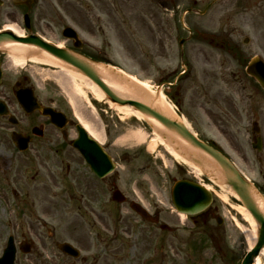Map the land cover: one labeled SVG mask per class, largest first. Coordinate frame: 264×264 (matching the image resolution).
<instances>
[{
  "label": "rangeland",
  "instance_id": "374dc122",
  "mask_svg": "<svg viewBox=\"0 0 264 264\" xmlns=\"http://www.w3.org/2000/svg\"><path fill=\"white\" fill-rule=\"evenodd\" d=\"M210 1L41 0L38 6L43 20L56 24L43 32L47 40L61 44V38L54 37L63 24L57 16L64 22L68 16L92 32L89 43L102 46L107 51L104 58L126 75L146 83L152 91L164 82L175 83L166 90L167 95L164 87L162 92L189 129L252 172L249 122L253 116L264 122V95L244 74L245 64L216 45L214 35H231L247 58L246 64L256 56L264 60V23L258 20L264 8L258 12L251 3L245 9L241 4L245 0H221L202 17L186 15L184 24L193 38L181 45L180 53L179 40L188 37L180 23L183 11L194 3L200 10ZM19 15L6 4L0 8V23L6 18L9 21L4 24L15 25L20 22ZM118 25L122 41L120 47L111 44V49L112 39L100 28L115 30ZM245 37L250 41L246 45ZM0 58L5 78L11 81L17 74L29 75L38 97L51 98L54 106L69 113L74 124L78 118L101 128L106 134L101 144L117 164L104 184L107 188L115 184L126 197L124 204H107L109 191L103 194L96 182L90 181L82 158L70 146L75 132L68 131L65 141L61 136L51 137L54 144L58 142V153L53 150L56 146L38 143L34 152L40 154V161L36 158L33 162L30 156L22 159L17 153L4 130L11 125L0 122V133L5 134L0 135V256L5 238L12 235L17 250L25 240L33 243L29 255L17 251L15 264H239L247 251L245 235L254 227L238 211V201L194 169L178 164L181 162L173 159L145 120L121 114L106 101L96 100L79 81L74 90L76 104L68 103V93L50 74L57 69L32 62L16 66L6 56ZM137 132L145 134L143 143L130 137ZM153 138L157 146L151 151ZM243 166L240 170L252 178ZM180 179L202 184L213 193L212 208H217L216 216L222 217L223 224L218 227L210 220L208 226L218 230L205 235L196 230L201 225L194 228L185 217L180 219L171 212L170 190ZM131 202L142 203L151 215L158 214V223L139 219L129 209ZM160 225L170 231H161ZM62 242L73 245L81 257L88 256L87 261L60 253L57 245ZM260 264H264L263 258Z\"/></svg>",
  "mask_w": 264,
  "mask_h": 264
},
{
  "label": "water",
  "instance_id": "95a60500",
  "mask_svg": "<svg viewBox=\"0 0 264 264\" xmlns=\"http://www.w3.org/2000/svg\"><path fill=\"white\" fill-rule=\"evenodd\" d=\"M6 43H19L37 48L39 53L44 52L65 67L87 77L110 102L118 106H129L141 114L144 119L152 120L159 124L160 131L158 133L162 139L168 142L184 159L201 168L219 183L229 187L238 196L243 207L251 214L258 225L257 243L254 249L244 257L241 264H253L260 250L264 249V211L257 203L260 197L254 188L239 176L226 158L211 147L198 141L186 129L184 124L163 106L158 92L152 95L116 71L101 66L102 72H107L110 76H113L128 91L127 94H120L108 86L104 81L106 78L102 74L103 79L100 74L101 68L95 63L67 50L57 49L36 38L22 39L8 33L0 34V46ZM247 73L256 77L264 88V66L262 64L260 65L257 60H252L248 66ZM74 146L80 149L92 171L98 176L106 175L113 168L110 159L98 145L86 137L82 130H79V140ZM172 198L175 206L181 212L185 210V207L195 204L194 208L185 212L194 214L206 206L210 200V194L198 186L189 183H179L172 192ZM114 199L120 201L117 193L114 194ZM132 209L147 219L146 214L138 207L133 206ZM12 258L13 252L10 247L6 252L5 259L1 261L4 264H12Z\"/></svg>",
  "mask_w": 264,
  "mask_h": 264
},
{
  "label": "flooded vegetation",
  "instance_id": "af4514ba",
  "mask_svg": "<svg viewBox=\"0 0 264 264\" xmlns=\"http://www.w3.org/2000/svg\"><path fill=\"white\" fill-rule=\"evenodd\" d=\"M229 1V0H226ZM41 3V0H0V8H3L4 6L9 5L12 7L14 10L19 11V19H23L25 16L28 18V24H29V29L32 32V34L36 35H42L43 32L48 31V25L46 24L44 26V23H42V15L39 13L40 11V6H38ZM251 7H254L257 11H260L262 8H264V0H245L241 4L245 9H248V5ZM42 5V4H41ZM264 18V15L261 16ZM18 19V20H19ZM5 21H9V19L4 18L2 22L0 23L3 24ZM23 27V25L21 24ZM24 28V27H23ZM25 29V28H24ZM26 32V31H25ZM83 33L89 36V32L87 30H83ZM110 34H113V38L115 40H119L121 36L119 35L118 28L112 32L110 31ZM117 34V38H116ZM68 47L71 46L69 42H66ZM83 54L89 56L90 58L94 59H99L101 57V53L98 52L96 49L91 50V49H82ZM30 81H28L22 74H17L13 77V79L10 81L7 78L3 76L2 78V86L0 90V100L5 103V105L8 107V109H12L13 111H16L17 108V102L14 98V93L17 92L18 90H21L26 87H30ZM37 96L38 102L40 105L44 107H49V106H54L53 102L51 100H46V99H41L38 97V95L35 93ZM11 111V110H10ZM37 117H35L31 121H27L24 119H20L18 123H16L13 128L8 129L11 130L13 129L14 131L21 133L25 136H28L30 138V148L28 151L32 150H37V144L38 143H45L49 148L50 146H56L53 150L54 152L58 153V142L55 144L51 140V137L53 135H57V130L54 129L50 123V120L48 118H45V116H42L38 113H34ZM3 117L0 119V122L5 123L6 120ZM264 122H262L260 119L257 120V122H253L254 126L253 129L259 133L257 136L260 134H264ZM259 124V126H258ZM1 129H3L0 126ZM54 132V133H53ZM255 136V138L257 137ZM40 158V155L37 154L36 158ZM27 155L24 154L23 159H26ZM259 165L261 167L260 175L262 176V179L264 181V161L262 159H259ZM261 189L264 191V186ZM206 223V222H205Z\"/></svg>",
  "mask_w": 264,
  "mask_h": 264
},
{
  "label": "bare ground",
  "instance_id": "6f19581e",
  "mask_svg": "<svg viewBox=\"0 0 264 264\" xmlns=\"http://www.w3.org/2000/svg\"><path fill=\"white\" fill-rule=\"evenodd\" d=\"M14 31V29H12ZM15 32V31H14ZM16 33V32H15ZM0 50L6 52L9 57L8 59L10 60V62L16 66H24L27 62H35V63H39V64H45V65H50V66H55L57 63L52 60H50L48 58V56H41L39 58H31L30 60H26V54H28L30 51H32V48H29L28 46L25 45H20V44H15V43H6L3 44L2 46H0ZM59 65V64H58ZM62 67V69H60L59 72H56L52 75V79L55 81L56 85L58 87H60L61 89H63V91L67 92L69 97H70V103L71 104H76V98H75V93L74 90L77 89L78 84L77 81H79L80 83H82L84 85L85 88H87L89 90V92L95 97L96 100H103L104 101V95L98 90V88L92 84L90 81H88V79H86L85 77H83L82 75H80L79 73H77L76 71L64 67L62 65H60ZM100 74L106 78V80H104L108 86L110 88H112L114 91L120 93V94H127L128 91H126L125 88H123L121 86L120 83H118V81L116 79H114L113 76H110L107 72H102V68L100 69ZM102 76V78H103ZM104 79V78H103ZM136 81V80H134ZM142 86L146 89H148V86H146L145 83H142ZM73 93H72V91ZM164 98L162 97L161 102L163 103V106L165 108H167L171 113H173V111L163 102ZM110 107L115 108L116 110H118L121 114L124 115H131L136 119H142L141 115L138 112L132 111L130 108L127 107H117L113 104H110ZM76 108V106H75ZM149 122V124L152 126V128L154 129V133L157 136V140L166 148L167 152L174 158L177 159L179 161H181L183 164L188 165L189 163L182 160L177 153L167 144L165 143V141L163 139H161L160 135H159V131H160V125L155 123L152 120H147ZM80 123L83 125L84 129L88 132V134L94 138L95 140H97L98 142H101L102 140V136L99 133V131L97 130V127H95V124H93V122L90 123H85L83 120H80ZM134 141H136L137 143H143L145 140V134L143 132H137L134 133L130 136ZM157 140L155 138H153L152 142L149 144V148L151 151H153L156 146H157ZM192 167V166H191ZM194 168V167H193ZM223 191L225 190L226 192L230 193L232 195V193L227 189V188H222ZM234 196V195H233ZM260 207L262 206L261 203H259ZM238 211L241 213V215L244 217L245 220L249 221L252 226L254 227V231H252L251 233H248L245 235V239H246V244H247V249H250L251 247H253L255 240H256V224L254 223V221L252 220V218L250 217V215L242 208L239 207ZM180 219H183L182 217ZM264 259V250L261 252V254L259 255V257L256 259L255 264H260V260Z\"/></svg>",
  "mask_w": 264,
  "mask_h": 264
}]
</instances>
